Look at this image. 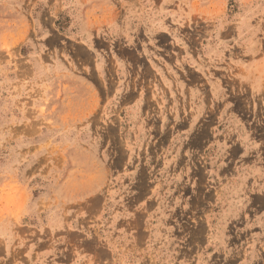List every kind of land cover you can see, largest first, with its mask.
Listing matches in <instances>:
<instances>
[{"label":"rangeland","instance_id":"obj_1","mask_svg":"<svg viewBox=\"0 0 264 264\" xmlns=\"http://www.w3.org/2000/svg\"><path fill=\"white\" fill-rule=\"evenodd\" d=\"M0 264H264V0H0Z\"/></svg>","mask_w":264,"mask_h":264}]
</instances>
